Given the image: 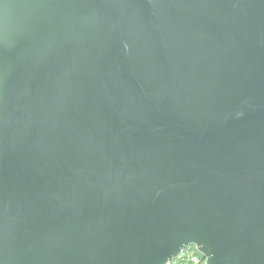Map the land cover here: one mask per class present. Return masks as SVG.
<instances>
[{"label": "water", "instance_id": "1", "mask_svg": "<svg viewBox=\"0 0 264 264\" xmlns=\"http://www.w3.org/2000/svg\"><path fill=\"white\" fill-rule=\"evenodd\" d=\"M264 264V0H0V264Z\"/></svg>", "mask_w": 264, "mask_h": 264}, {"label": "built area", "instance_id": "2", "mask_svg": "<svg viewBox=\"0 0 264 264\" xmlns=\"http://www.w3.org/2000/svg\"><path fill=\"white\" fill-rule=\"evenodd\" d=\"M178 257L181 258L185 263L205 264V258L203 254L199 252L193 244L188 245Z\"/></svg>", "mask_w": 264, "mask_h": 264}, {"label": "trees", "instance_id": "3", "mask_svg": "<svg viewBox=\"0 0 264 264\" xmlns=\"http://www.w3.org/2000/svg\"><path fill=\"white\" fill-rule=\"evenodd\" d=\"M169 264H189V263H185L183 262V260L179 257H176L174 259H172Z\"/></svg>", "mask_w": 264, "mask_h": 264}]
</instances>
